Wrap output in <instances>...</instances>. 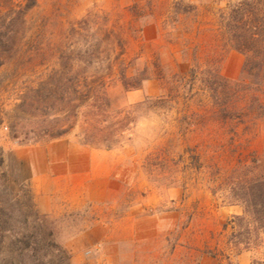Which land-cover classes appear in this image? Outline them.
<instances>
[{"label":"rangeland","instance_id":"rangeland-1","mask_svg":"<svg viewBox=\"0 0 264 264\" xmlns=\"http://www.w3.org/2000/svg\"><path fill=\"white\" fill-rule=\"evenodd\" d=\"M88 13L96 16V60L106 62L102 32L113 28L126 41L128 76H147L137 89L118 80L107 88L111 116L126 110L131 122L125 144L109 150L121 197L54 215L35 209L29 188L9 174L8 152L26 144L9 135L5 113L18 100L13 66L0 68V264H214L206 252L225 249L230 228L222 225L242 215V206L222 205L221 191L212 195L198 166L217 171V186L240 165L250 177L264 174V39L249 37L264 34V0H38L29 18H50L62 26L52 29L65 30ZM230 52L242 58L234 79L220 72L225 59L233 64ZM214 71L238 84L219 85ZM145 98L156 105L133 107ZM239 105L248 106L246 124L222 125L219 110ZM78 132L67 137L78 142ZM97 224L103 232L87 237ZM259 231L263 242L242 252L238 264H264V227Z\"/></svg>","mask_w":264,"mask_h":264},{"label":"trees","instance_id":"trees-1","mask_svg":"<svg viewBox=\"0 0 264 264\" xmlns=\"http://www.w3.org/2000/svg\"><path fill=\"white\" fill-rule=\"evenodd\" d=\"M37 6L38 0H7L0 6V68L13 66L11 79L18 100L12 111L5 113L11 139L31 144L64 137L78 129L79 144L102 150L123 146L128 140L125 132L131 123L129 112L121 110L111 116L107 88L112 81L118 80L125 89H137L147 79V76L140 79L128 76L125 39L113 28L103 30L102 40H107L109 55L105 57L106 62H99L96 60L100 47L94 14L88 13L69 22L64 30L60 28L61 22L57 23L59 21L52 24L50 18L38 21L29 18ZM257 7L256 3L249 13L256 15ZM51 25L60 27L54 30ZM232 36L242 38L238 33ZM249 37L264 39V34L255 33ZM79 38L84 41L81 46L76 43ZM236 49L243 51L240 46ZM262 51L259 67L264 68V49ZM214 72L213 80L219 85L238 84ZM22 77L25 79L18 86ZM156 101V98H145L133 107H153ZM247 107L222 108L218 112L219 121L222 125L246 124ZM192 118L184 122L186 126L194 125ZM216 174L213 169L202 172L198 166L201 181L212 185L209 187L212 195L217 196L221 191V204L241 205L242 215H232L222 225V231L230 228L225 249L207 250L206 253L217 264L222 259L226 264H238V255L263 242L259 236L263 232L259 230L264 225L256 226L254 222L261 221L264 216V174L250 177L247 167L240 165L218 186L213 184Z\"/></svg>","mask_w":264,"mask_h":264},{"label":"crops","instance_id":"crops-1","mask_svg":"<svg viewBox=\"0 0 264 264\" xmlns=\"http://www.w3.org/2000/svg\"><path fill=\"white\" fill-rule=\"evenodd\" d=\"M228 56L233 58V64L228 65V58L225 59L220 72L223 77L234 79L240 73L242 58L235 52ZM7 158L9 174L29 188L35 209L44 215L85 205H106L122 194L121 182L113 175L109 150L82 145L67 136L15 146ZM104 227L94 225L86 232L87 237H96V231L103 232ZM100 232L99 238L105 236ZM211 261L217 264L212 258Z\"/></svg>","mask_w":264,"mask_h":264}]
</instances>
